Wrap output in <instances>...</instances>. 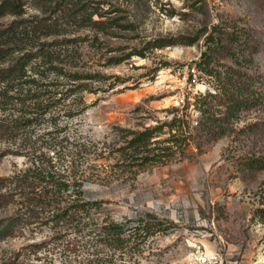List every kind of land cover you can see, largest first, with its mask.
Segmentation results:
<instances>
[{
    "label": "rangeland",
    "instance_id": "obj_1",
    "mask_svg": "<svg viewBox=\"0 0 264 264\" xmlns=\"http://www.w3.org/2000/svg\"><path fill=\"white\" fill-rule=\"evenodd\" d=\"M11 1L16 11L0 8V72L33 57L22 80L58 84L43 96L49 112L41 113L39 126L34 123L32 141L61 130L59 139L70 137L98 149L95 167L89 168L84 156L78 159L79 171L90 172L86 199L102 201L93 211L97 217L127 222L130 229L144 214H155L174 227L147 239L137 235L121 249H110L84 232L57 239L49 225L23 223L12 237L0 238V264H200L199 256L207 258L205 264H264V218L257 213L264 208V170L246 163L264 158V103L221 124L216 119L224 108L210 101L203 107L210 115L207 130L199 129L208 121L192 104L214 92L213 78L196 63L218 25L233 32L225 27L233 23L249 48L227 42L224 49L216 47L215 68L241 69L264 90V0ZM173 36L196 41L147 49L151 40ZM135 49L146 57L116 63ZM69 74L81 79L71 80ZM17 83L22 82L8 85ZM54 92L57 97H50ZM183 114L193 137L186 158L144 166L121 160L118 150L126 144L127 131ZM164 131L156 139L169 137ZM24 140L21 149L0 142V156L15 150L0 160V177L30 165L26 153L31 144ZM62 146L57 150L68 153V143ZM16 212L15 206L0 209V221Z\"/></svg>",
    "mask_w": 264,
    "mask_h": 264
},
{
    "label": "trees",
    "instance_id": "obj_2",
    "mask_svg": "<svg viewBox=\"0 0 264 264\" xmlns=\"http://www.w3.org/2000/svg\"><path fill=\"white\" fill-rule=\"evenodd\" d=\"M0 8L3 12L17 10L16 4L11 0L4 1ZM225 27L232 28L233 32H228L219 25L216 26L217 35H208L207 50L203 52L201 59L196 63V68L199 71L213 78L214 92H208L203 97H196L192 103L198 107L202 116H205L208 121L210 115L203 107H206L210 101H216L225 111L223 116L216 119L221 124L236 119L242 111L250 110L264 103V90H259L256 86L257 81L248 73L232 66L217 69L213 65L216 63L219 66L212 53L216 47L226 48L225 42L230 45H239L244 51L249 48H245V42H248L247 38L242 41L244 36L238 32V28L233 23H229ZM195 41L196 38L182 36L160 37L148 42L147 49L161 50L175 45H193ZM133 56L146 57L143 50L135 49L125 57L116 60V63ZM32 58L24 60L16 68L11 67L0 72V142L7 141L10 146L15 147L14 149H21V141L24 139L30 140L28 144H31L26 153L30 165L11 176L0 177V209L15 206L17 211L12 216L0 221V238L12 237L19 225L23 223L37 226L49 225L58 235L57 239H62L73 233L84 232L88 236L97 238L106 248L121 249L125 242L134 237L142 236L143 239H147L171 230L174 223L161 220L155 214H144L140 217L138 224L130 229H126L127 222L119 223L111 218H99L94 214V210L101 208L102 201L86 199L84 186L87 181H90L88 178L90 172L88 176L87 169L80 172L79 164L81 163H78V159L84 156V163L89 168L95 167L99 155L97 154L98 149L93 144L89 146L66 136L59 139L61 130H55L56 136L49 137L52 133L42 134L38 139L32 141L34 123L39 126L41 113L49 112V106L43 104V96H45V92L49 93L48 87L58 85L51 83L43 86L34 78L30 81L22 80L27 77L26 67L33 61ZM168 65L165 63L163 67H169ZM38 73L35 72L36 75H39ZM57 76L60 77L61 74H57ZM68 76L74 81L81 79L76 74ZM11 80L22 82L16 84L21 88L9 86L8 83ZM25 86L30 88L25 90ZM33 87L34 92H31ZM56 93H52L50 97L56 98L58 95ZM9 106L14 108H9ZM7 112L9 114L5 116ZM208 123L209 121L202 122L199 129H209ZM54 127H57L56 123ZM165 128L168 129L169 137L163 140L156 139L160 133H166ZM25 132H29V138L21 139L20 136ZM127 133L126 144L118 150L122 155L121 160L128 165L138 161V165L141 166L183 160L187 156L186 149L193 138L189 122L184 114L174 117L170 122L144 128L141 131L129 130ZM44 138L48 140H44ZM64 141L68 143L66 148L69 149V152L62 155L61 150H57V148L65 149L62 146ZM11 153H15V150H6L0 156V160ZM246 163L251 169L264 170V158L249 159ZM257 213L264 218V208L257 210ZM45 244L47 242L44 241L33 246L41 247Z\"/></svg>",
    "mask_w": 264,
    "mask_h": 264
},
{
    "label": "built area",
    "instance_id": "obj_3",
    "mask_svg": "<svg viewBox=\"0 0 264 264\" xmlns=\"http://www.w3.org/2000/svg\"><path fill=\"white\" fill-rule=\"evenodd\" d=\"M197 259H198L200 264H205L206 261H207V258L206 257H202V256L197 257Z\"/></svg>",
    "mask_w": 264,
    "mask_h": 264
}]
</instances>
